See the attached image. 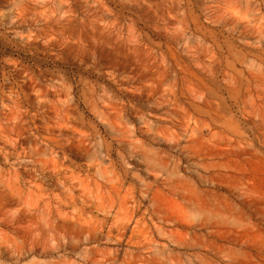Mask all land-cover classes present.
<instances>
[{"label":"rangeland","instance_id":"obj_1","mask_svg":"<svg viewBox=\"0 0 264 264\" xmlns=\"http://www.w3.org/2000/svg\"><path fill=\"white\" fill-rule=\"evenodd\" d=\"M0 264H264V0H0Z\"/></svg>","mask_w":264,"mask_h":264}]
</instances>
